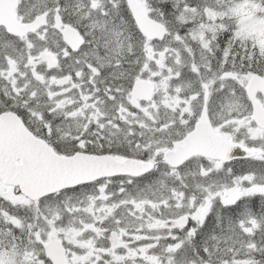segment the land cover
<instances>
[{"label": "snow or ice", "instance_id": "snow-or-ice-1", "mask_svg": "<svg viewBox=\"0 0 264 264\" xmlns=\"http://www.w3.org/2000/svg\"><path fill=\"white\" fill-rule=\"evenodd\" d=\"M0 264H264V0H0Z\"/></svg>", "mask_w": 264, "mask_h": 264}]
</instances>
